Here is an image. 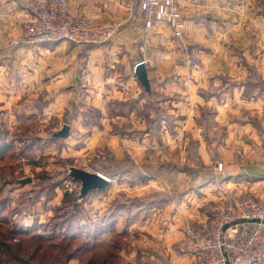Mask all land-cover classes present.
<instances>
[{"label": "crops", "instance_id": "crops-1", "mask_svg": "<svg viewBox=\"0 0 264 264\" xmlns=\"http://www.w3.org/2000/svg\"><path fill=\"white\" fill-rule=\"evenodd\" d=\"M68 2L75 15L99 25H116V37L98 45L20 42L28 12L22 0H0V140L5 142L7 136L6 142L20 146L38 138L33 153L43 149L42 139L44 144L68 139L55 135L65 124L71 133L74 125L84 123L85 112L93 110L100 113L105 133L112 124L128 126L123 134L110 133L109 140L101 135L97 139L120 161L125 153L136 164L147 157L152 161L150 151L156 145L181 155L192 137L198 147L193 164L216 165L217 137H212L211 130L204 132L199 119L206 108L218 112L205 118V123L209 129L219 124L228 133L222 175L213 171L219 180L199 185L191 203L170 204L175 212L165 207L172 212L170 231L161 240L168 243L172 261V244L185 241L184 228L189 223H207L209 204L222 201L226 194L238 200L264 197V0H175L186 25L181 38L162 22L146 29L139 0ZM139 63L146 67L150 93L137 80ZM157 109L162 116L155 136L148 132L147 115L154 117ZM240 112L243 122L232 123ZM238 126L239 133L233 131ZM33 129L42 133L29 135ZM135 130L140 140L131 141L128 152L122 150L118 142L135 140ZM14 132L26 134L13 139ZM234 142L240 145L239 151L235 145L229 148ZM34 161L38 159L24 168L37 166ZM162 181L160 190L167 189ZM119 182L111 179L106 190H119ZM152 182L158 180L149 179L146 184ZM105 191L97 197L110 199ZM189 260L188 256L183 259Z\"/></svg>", "mask_w": 264, "mask_h": 264}, {"label": "rangeland", "instance_id": "rangeland-1", "mask_svg": "<svg viewBox=\"0 0 264 264\" xmlns=\"http://www.w3.org/2000/svg\"><path fill=\"white\" fill-rule=\"evenodd\" d=\"M148 110L149 106L142 110V115L145 116L147 113L144 114L143 112H148ZM85 113L86 118H84V123L77 127L74 125L68 139L65 141L57 139L51 143L44 144V139H42L40 146L43 149L33 153L31 151L27 152V156L25 155L24 159H20L19 161L3 159L0 161V196L5 197L8 204L7 211H4L2 215H10L11 221L18 226L33 227L37 228L39 232L43 231L46 226L49 227L48 225L52 223L51 217L57 214L58 216L60 214L66 215L70 209H73V207H68L61 212L54 211L55 206L62 203L69 167L73 166L108 175L106 172H109L114 167L115 161L123 162L128 158L135 166L134 171L136 176L133 178L116 177L117 182L121 181L119 182L121 183L119 187L122 188H120L121 190H116V187L114 188L115 190L113 188V190L111 188L106 190L105 192L107 195L109 194L110 199H99L100 197H97L98 194H95L94 196L91 195L86 201H83L82 203H85V205H80L77 221L72 226V231L75 233L79 232V227L82 224L90 227L92 223H99L101 216L104 215L105 210L112 203L124 202L127 203L131 211L126 212L122 210L120 216L117 218L118 230L126 227L128 231V234L122 239L124 250L119 254L118 264H193V258L185 251L184 239L182 242L172 244L170 249L172 252L170 253L173 260L171 261L170 259L171 255L168 254L167 250V247H169L168 243L161 240L165 239L166 232L170 231L169 222L171 217L169 216L172 212L166 210L165 207L168 205L170 211L175 212L176 208H173L171 205L175 206L183 201L187 204L191 203L190 199L193 194H198L197 188L203 183L202 180L211 179V175L214 174L215 170L218 171L219 175H222L221 172L224 164L221 159L225 157L228 148L226 142L228 133H226L225 128L219 127V124L215 128L209 129L207 123H205V118L207 119L210 115L214 117L218 112L206 108L199 119L203 122L201 124L205 126L204 132L208 133L211 130L212 137H217L214 140V144H216L215 150L217 151L216 154L214 150L217 156L216 165L208 166L198 163L193 164V159L198 155V147L197 142L192 137L183 146L184 154L180 155L176 149L169 152L168 148L156 145L153 147L154 150L150 151V156L154 158L152 161L147 157L146 162L143 163V160L140 158V164H136L127 153L124 154V158L120 161L114 156L112 151L105 149V142L99 143L97 139L101 135L103 139L109 140L110 133L113 135L123 134L128 129V126H125L126 123L112 124L109 128L110 132L106 131L105 133V131L101 130L102 125L99 123L100 113L93 110H88ZM147 117L149 118L147 121L148 132L151 134L153 129L152 134L157 136L160 123L153 121L155 117H149V115ZM242 122L243 113L240 112L232 117V123ZM240 130V126L233 129V131H237L238 133ZM135 131V140L131 139L129 141L125 139L124 142H118L122 150L128 152L131 141L136 143L140 140L138 131ZM132 132L134 133L133 129ZM30 133L27 134L37 135L42 132L33 129ZM25 134L14 132L12 137L14 139V137L17 138ZM48 135L49 133L46 132V137H51ZM9 140L10 138L6 136L4 141ZM230 146H234V149H237L235 151H239V144L234 142L232 145L229 144V148ZM130 148L132 149L133 145ZM166 157L168 160L165 159ZM34 159H38V161H34L37 163V166L29 165V167L24 168L28 162L31 163ZM219 166H221V169ZM178 171L184 172L185 175L178 176ZM26 178L31 179L29 183L24 185L18 183L21 179ZM149 179L158 180V183L152 182V184H146ZM161 179L163 183H167V189L160 190L162 188L159 183ZM182 179H184V185L180 187ZM53 184L60 187L53 190L51 186ZM77 189L79 191V185ZM151 198L159 202H154L152 206H142L149 203ZM141 199L144 202H141ZM215 204L217 202H213L208 206L209 218L207 223L203 225L197 223L189 224L198 228L207 225L211 220L212 209ZM58 216L56 220H58ZM127 220L130 221V225H127ZM103 237L105 240L109 239L110 233L105 234ZM176 244L177 249L175 248ZM185 256H188L190 259L187 263L183 261ZM71 264H80V262L74 260Z\"/></svg>", "mask_w": 264, "mask_h": 264}, {"label": "built area", "instance_id": "built-area-1", "mask_svg": "<svg viewBox=\"0 0 264 264\" xmlns=\"http://www.w3.org/2000/svg\"><path fill=\"white\" fill-rule=\"evenodd\" d=\"M22 6L29 19L24 23L20 42L98 45L112 41L117 34L116 25H99L86 16L73 14L68 0H22ZM138 6L146 29L162 22L176 38L184 35V16L175 0H139ZM64 187L72 192L78 184L67 179ZM238 219H259L261 223L231 226L221 239L222 227ZM184 236L185 251L193 264H264V197L238 200L226 194L212 209L210 222L201 228L187 225Z\"/></svg>", "mask_w": 264, "mask_h": 264}, {"label": "trees", "instance_id": "trees-1", "mask_svg": "<svg viewBox=\"0 0 264 264\" xmlns=\"http://www.w3.org/2000/svg\"><path fill=\"white\" fill-rule=\"evenodd\" d=\"M161 116L162 114L157 109L153 121L160 123ZM1 136L0 133V139ZM36 141L38 138L18 146L13 142L0 140V161L3 159L15 161L24 159L27 152L34 150ZM115 162L118 165L115 163L114 167L106 172L111 179L136 176L135 166L128 158L123 162ZM33 164L36 165V163ZM67 179L69 178L67 177ZM202 181V184L208 181L214 182L216 178L211 175V179ZM18 183L21 184L20 181ZM77 184L79 185V183ZM51 186L53 190L60 187L54 184ZM98 193L92 192L84 200L86 201L91 195L94 196ZM6 200L5 197L0 196V264H71L74 260L79 261L80 264H118L119 254L124 250L122 239L128 234V231L126 227L118 230L117 218L122 210L131 211L127 203H112L101 216L99 223H92L90 227L82 224L79 227V232L75 233L72 231V226L77 221V214L82 204L78 189L72 192L65 190L62 203L55 206L54 211L61 212L68 207H73V209H70L66 215L58 216L57 214L51 217L52 223L40 232L37 228L16 225L11 221L10 215L4 214L3 216L2 213L7 211L8 207ZM141 202L144 200L141 199ZM154 202L159 201L151 198L149 203L142 206H152ZM57 216L59 221L56 220ZM128 220L127 225H130ZM109 233L110 238L103 239V236Z\"/></svg>", "mask_w": 264, "mask_h": 264}, {"label": "water", "instance_id": "water-1", "mask_svg": "<svg viewBox=\"0 0 264 264\" xmlns=\"http://www.w3.org/2000/svg\"><path fill=\"white\" fill-rule=\"evenodd\" d=\"M135 74L139 83L144 87L145 91L150 93L151 86L148 79V73L146 67L143 63H139L136 66ZM70 134V126L65 124L62 129L55 135L59 138H67ZM67 177L79 183V199L82 201L92 192H103L105 191L110 183L111 179L97 172H91L86 169L69 167ZM30 178L21 179V184H27L30 182ZM242 223H251V224H260L259 219H238L234 222L224 225L220 231L221 239L224 232L227 228L242 224Z\"/></svg>", "mask_w": 264, "mask_h": 264}]
</instances>
